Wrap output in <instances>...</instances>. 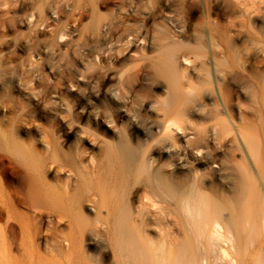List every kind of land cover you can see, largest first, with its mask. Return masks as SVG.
Listing matches in <instances>:
<instances>
[{
  "label": "rangeland",
  "instance_id": "rangeland-1",
  "mask_svg": "<svg viewBox=\"0 0 264 264\" xmlns=\"http://www.w3.org/2000/svg\"><path fill=\"white\" fill-rule=\"evenodd\" d=\"M255 1L212 0L207 14L203 3L189 0H0V204L7 196L30 200L42 172L56 194L62 191L66 171L58 170L56 146L81 159L96 184L103 143L122 139L135 159L154 162L151 172L176 179L181 192H203L226 219L249 169L236 133L242 120L256 160L264 161V0ZM169 57L179 66L174 77L165 72ZM218 91L231 92L227 108ZM237 102L243 119L236 108L230 121L226 110ZM182 136L189 143L182 160L164 153ZM215 160L226 166L224 175L212 167ZM163 180L171 203L174 186ZM16 205L34 216L33 207ZM48 217L45 225L55 222ZM9 224L0 218V230ZM249 236L244 264L264 262V225ZM0 244V264H9ZM12 255L21 257L15 249ZM24 257L21 263L37 264V254Z\"/></svg>",
  "mask_w": 264,
  "mask_h": 264
},
{
  "label": "bare ground",
  "instance_id": "bare-ground-1",
  "mask_svg": "<svg viewBox=\"0 0 264 264\" xmlns=\"http://www.w3.org/2000/svg\"><path fill=\"white\" fill-rule=\"evenodd\" d=\"M197 1L205 5L207 14H212V0H189L194 6H198L195 5ZM76 9L79 15L84 14L79 5ZM123 22L121 25H124ZM212 23L209 19L208 28ZM164 66L169 77L178 74L179 66L175 58L169 57ZM220 92V100L227 108L226 104L232 102L231 92L230 95H226L228 91ZM234 103L231 104L233 108H228L230 111L225 109L229 119H232L231 113L236 108V114L243 113L240 111L242 103ZM242 121L240 123L245 126L246 121ZM240 123L236 133L241 140L239 148L243 159L249 165L246 170L249 181L246 178L239 181L237 206L226 219L219 218L215 206L203 192L196 189L181 192L176 179L164 177L155 170L151 172L154 162L143 156L135 159L122 139L103 143L97 165L100 178L96 184L89 181L88 174L79 167L83 163L81 159L75 160L54 145L55 151L62 157L58 170L66 171L62 191L56 194V188L45 180V172H42L34 179L33 197L27 200L23 195L16 200L18 205L28 209L33 207L36 210L32 209L34 216L20 212L10 196L0 204V218L5 216L10 221L5 230H0V240L8 251L9 264H25L20 262L21 257L34 253L37 254V264H204L211 259L214 264H244L251 244L249 235L264 225V161L256 160L257 149L254 150L255 143L252 145L251 128L248 130L250 125L246 124L245 128ZM181 145L168 143L164 153L176 154L182 160L185 150H189L186 136L181 137ZM178 165L181 163L172 166V169ZM212 167L218 175L227 171L221 161H212ZM13 175L21 176L19 171ZM22 177L25 178L23 174ZM163 179H169L174 186L171 203L165 202V195L160 190L159 183ZM47 203L51 207L47 208ZM90 214H93L92 218ZM45 215H55V222L49 220L45 225ZM88 233L91 234L87 236ZM14 249L19 252L20 259L12 255ZM252 264L264 262L257 260Z\"/></svg>",
  "mask_w": 264,
  "mask_h": 264
},
{
  "label": "snow or ice",
  "instance_id": "snow-or-ice-1",
  "mask_svg": "<svg viewBox=\"0 0 264 264\" xmlns=\"http://www.w3.org/2000/svg\"><path fill=\"white\" fill-rule=\"evenodd\" d=\"M97 103H99V101H97Z\"/></svg>",
  "mask_w": 264,
  "mask_h": 264
}]
</instances>
